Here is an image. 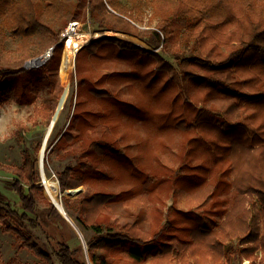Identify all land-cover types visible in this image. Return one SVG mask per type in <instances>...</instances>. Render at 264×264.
I'll list each match as a JSON object with an SVG mask.
<instances>
[{
    "label": "trees",
    "instance_id": "16d2710c",
    "mask_svg": "<svg viewBox=\"0 0 264 264\" xmlns=\"http://www.w3.org/2000/svg\"><path fill=\"white\" fill-rule=\"evenodd\" d=\"M88 16L94 27L138 36L161 52L115 35L78 50L75 109L54 143L63 157L82 160L58 173L61 190L113 180L103 163L120 151L119 128L127 120L153 122L157 131L179 136L174 167H141L139 184L120 193L63 197L70 215L79 211L82 230L95 232L87 238L92 264H171L191 257L188 264H244L245 258L264 264V0H0V80L28 71V59L55 45L40 67L57 100L60 33ZM5 30L19 37L13 50L5 47ZM164 55L173 57L180 81L164 80L166 70L177 71ZM124 83L136 98L119 95ZM95 102L100 109L87 108ZM36 160L25 150L21 165L0 162L15 175L11 189L19 198V205L0 199V223L38 257L36 264H58L31 233L39 226L33 218L38 202L46 200ZM164 187L175 201L180 190L190 192L198 210H175L178 216L165 221L159 210L144 228L137 221L120 223L108 206L134 197L163 200L158 191ZM56 256L59 264H88L66 243ZM0 264L26 263L17 255L5 262L0 249Z\"/></svg>",
    "mask_w": 264,
    "mask_h": 264
},
{
    "label": "rangeland",
    "instance_id": "374dc122",
    "mask_svg": "<svg viewBox=\"0 0 264 264\" xmlns=\"http://www.w3.org/2000/svg\"><path fill=\"white\" fill-rule=\"evenodd\" d=\"M79 21L82 24L80 31L94 32L97 30L101 32V35H107L103 29L94 27L89 16L86 20ZM5 33L7 36L5 41L6 49H15L19 37L14 36L9 30H5ZM124 33L126 32L115 36L120 39L133 41L145 48L161 52L159 48H154L145 40L140 38L142 41H138L135 39L138 36L133 35L135 37L132 38L124 35ZM101 35L94 39H98ZM60 41L62 40L60 39ZM76 55L77 52L75 54L74 64L70 71V75L68 77L62 76L61 64L64 56L63 48L59 69L61 91L57 100L54 99L51 94L49 79L42 70V67H40L41 65L33 68L27 67L28 71L24 73L0 80V162L10 165H21L25 150H28L34 158H37L36 166L40 175L39 184L42 186L43 197L46 200L38 202L37 213L36 215H33V218L38 221L39 226L33 228L31 233L34 235L36 243L54 255L58 264L59 260L57 259L56 252L60 249V245L63 243L68 244L70 248L75 251V256L81 260H86L87 254V250L85 249L83 240L78 231L71 225L47 195L42 177V173L45 170V173L49 177H56L58 179V173L66 166L78 165V162L82 160L74 158L73 156L63 157L62 150L56 147L54 143L56 135L68 126L69 119L75 109L77 98ZM36 57L37 56L33 58ZM164 57L170 60L177 69V71H174V69L166 70L163 74L164 80L166 78H171L173 81H180V70L173 57L170 55H164ZM156 64L157 61L155 62V65ZM67 86L69 87V94L59 111L58 118L54 122L51 137L44 151V161L41 164V151L44 144L45 132L50 126L51 119L56 110L61 106ZM120 88L119 95L123 98H136L137 94L134 91L129 90L126 83L121 84ZM109 89L108 90L112 92L115 88L109 87ZM169 93L170 96L173 97L174 88H171ZM146 102L148 104V97L146 98ZM87 108L98 110L100 109V103H88ZM89 120L93 121V119L90 118ZM19 130L22 131L20 132ZM118 143L120 151L107 155L106 160L103 163L105 168L109 170L111 169V173L114 176L113 180H105L103 182L85 181L73 188H66L62 191L58 179V194L63 204V197L69 198L71 201L80 195H89V190H103L120 193L126 189H132L139 184L137 171L138 169L140 170L141 167L146 166L155 169L164 165H172L174 167V155L179 149V136L174 135V131L171 133L157 131L156 125L153 122L144 124L142 121L132 123L127 120L119 128ZM140 153L142 156L139 157ZM178 162L179 161L175 160V165H177ZM134 173H136L137 176L134 175ZM117 175L123 176L124 179L120 181V179L116 177ZM14 177L15 175L13 173L0 169V199L7 203H16L19 205V198L11 189ZM166 188L167 187H164L163 190L158 191V193H161L159 194L161 198L166 196L163 200H158V197H154L148 202L146 199H142L144 197H134V199L130 201H113L108 206L110 211L113 212L114 218L120 223L137 221V223L144 228H149L152 219L158 217L156 212L159 213L161 211L163 213V221H165L168 218L178 216L175 210H198L196 207L198 206V203H195L194 200H189L192 196L190 192L180 190L179 198L175 201L173 196L169 198L167 197ZM48 202H51L56 207L57 211H51ZM245 205L249 207L248 203ZM68 215L70 214L68 213ZM70 216L79 226L76 221V218L80 217L79 211H75L74 215ZM180 220L182 219L180 218ZM9 224L15 225L13 220H10ZM79 228L82 231L86 242L88 237H92L95 234L91 228H87L85 231L82 230L80 226ZM0 249L2 250L3 260L5 262L15 255L26 264H36L39 260L32 251L21 247L20 241L17 240L16 234L13 230L4 231L1 223ZM257 254L259 255V258L262 256L261 252H258ZM192 259V257L186 258L185 262L176 259L171 264H188L194 262V259ZM243 262L244 264H249L250 260L245 258ZM141 264L156 263L149 260ZM218 264H237V260L234 259L231 263H228L226 259H222Z\"/></svg>",
    "mask_w": 264,
    "mask_h": 264
},
{
    "label": "bare ground",
    "instance_id": "6f19581e",
    "mask_svg": "<svg viewBox=\"0 0 264 264\" xmlns=\"http://www.w3.org/2000/svg\"><path fill=\"white\" fill-rule=\"evenodd\" d=\"M107 35H118V34H123V32L115 31V30H106L104 31ZM101 35L100 31H79L76 35H70L67 39V41H64V56L62 59V64H61V75L64 77H68L70 75V71L73 67L74 64V59H75V54L76 52L81 49L83 46L88 44L90 41H92L95 37H98ZM124 35L128 37L134 38L135 36L124 33ZM138 41H142L139 37L135 38ZM69 94V87H66V90L64 92V98L63 101L61 102L60 108L56 110L53 118L51 119V124L50 126L46 129L45 136H44V144L43 148L41 151V164L43 163L44 155H45V149L47 146V143L51 137V133L53 130V125L56 119L59 116V111L62 107V105L65 103L67 97ZM44 166V165H43ZM43 183L45 185V190L47 195L51 198V200L63 211L65 206L62 203V201L59 198L58 194V179L56 177H49L44 170L43 173ZM68 192V191H67ZM65 212V211H63ZM66 219L71 223V225L77 230V223L75 220L70 216L66 215ZM79 233V232H78Z\"/></svg>",
    "mask_w": 264,
    "mask_h": 264
},
{
    "label": "built area",
    "instance_id": "2783aa9c",
    "mask_svg": "<svg viewBox=\"0 0 264 264\" xmlns=\"http://www.w3.org/2000/svg\"><path fill=\"white\" fill-rule=\"evenodd\" d=\"M82 24L79 20H72L70 21L67 26L63 29L61 32V40L62 41H67L68 37L70 35H76L80 30H81ZM55 45L49 47L44 53L41 55L37 56L35 59V62L33 63L32 67L40 66L44 64L47 60H49L53 53H54Z\"/></svg>",
    "mask_w": 264,
    "mask_h": 264
},
{
    "label": "water",
    "instance_id": "95a60500",
    "mask_svg": "<svg viewBox=\"0 0 264 264\" xmlns=\"http://www.w3.org/2000/svg\"><path fill=\"white\" fill-rule=\"evenodd\" d=\"M104 31H106L107 29H103ZM104 36H106V35H101V37H104ZM78 52V51H77ZM35 58H33V59H30V60H28L27 61V63H26V67H29L30 68V66H32L33 65V63L35 62ZM42 162V161H41ZM44 173V172H43ZM43 173H42V177H43ZM56 205V204H55ZM57 206V205H56ZM57 208L60 210V212L66 217V215H68V213H67V211H66V209L64 208V210L63 211H65V212H63L58 206H57ZM77 231L79 232V234H80V236H81V238H82V240H83V244H84V246H85V249L87 250V254H86V260H87V262H88V264H92V262H91V259H90V256H89V252H88V247H87V242H86V240H85V237H84V235H83V233H82V231L80 230V228H79V226L77 225Z\"/></svg>",
    "mask_w": 264,
    "mask_h": 264
}]
</instances>
